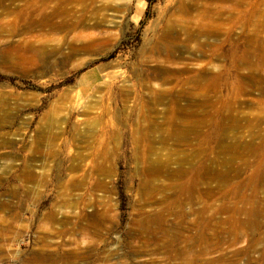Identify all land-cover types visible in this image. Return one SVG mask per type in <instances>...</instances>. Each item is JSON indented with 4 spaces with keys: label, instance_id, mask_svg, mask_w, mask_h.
Listing matches in <instances>:
<instances>
[{
    "label": "rangeland",
    "instance_id": "374dc122",
    "mask_svg": "<svg viewBox=\"0 0 264 264\" xmlns=\"http://www.w3.org/2000/svg\"><path fill=\"white\" fill-rule=\"evenodd\" d=\"M27 1L0 0V264H264V0H75L73 31Z\"/></svg>",
    "mask_w": 264,
    "mask_h": 264
},
{
    "label": "bare ground",
    "instance_id": "6f19581e",
    "mask_svg": "<svg viewBox=\"0 0 264 264\" xmlns=\"http://www.w3.org/2000/svg\"><path fill=\"white\" fill-rule=\"evenodd\" d=\"M30 1L28 0L27 2H29L30 4L29 3L28 4L31 6L29 7V9H27V11L25 12V15H22V19L25 21V26L27 29H31V28H35V27H43V28H51V29L59 30V31L60 30L73 31L74 29H77L78 27H81V26L82 27L94 26V25H92L94 23H92L90 25L86 15H78L77 10L80 11L79 9H76L75 7L70 6L72 4V2H74L75 0H37V1L32 0V1H35V3H36L34 7H32L33 4H31ZM77 1L85 2V0H77ZM50 3H52L54 5H50ZM15 19H16V17H15ZM20 21H21V19H20ZM16 24H17V22H16ZM19 24H20V22H19ZM96 24L98 25V23H96ZM260 26L261 27L263 26V28H264V21H261ZM168 29H169V27H168ZM83 37L88 38V40H89L90 35L86 34V35H83ZM80 38L81 37H78V40ZM255 38L256 37L254 36L250 42H252L254 47L260 46L263 49L264 48V40H262L259 43L257 41V39H255ZM160 41H158V43ZM163 41H165V40H163ZM158 43L156 45V49L160 52L164 51L165 53H167V55H169L171 50L174 49V46H172L168 42L163 43L161 41V43H159V44ZM90 44H91V41L83 42L80 47L85 50L90 46ZM249 44H251V43H249ZM75 47H78V45ZM17 49H18V47L15 46L11 49V52L14 50H17ZM251 49H252L251 51L254 50L253 48H251ZM26 50L31 53L30 57H32L35 62H36V60L43 59L45 57L44 55H46L47 53H49L51 55H56V54L61 53V47H59V46H54V47H51L49 49L45 46L44 43L40 44V45H36L35 43H33L32 40H27ZM255 50H257V49L255 48ZM13 53L14 52H12V54ZM2 54H3V58L6 60L12 58L11 54H7L6 52H4ZM248 55L252 56L250 54L249 50H248ZM65 56L69 57L70 54H66ZM30 57H27L24 55L20 56L18 58V60H16L14 62V64L18 65L23 60L28 61V59L29 60L31 59ZM259 57H261V55ZM262 59H264V56L262 57ZM30 61L32 62V59ZM45 63H47V61H45Z\"/></svg>",
    "mask_w": 264,
    "mask_h": 264
}]
</instances>
